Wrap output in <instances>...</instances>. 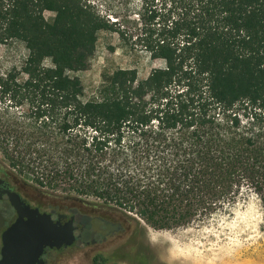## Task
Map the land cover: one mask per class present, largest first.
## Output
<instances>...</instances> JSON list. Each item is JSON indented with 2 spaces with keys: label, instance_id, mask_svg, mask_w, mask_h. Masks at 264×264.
<instances>
[{
  "label": "trees",
  "instance_id": "obj_1",
  "mask_svg": "<svg viewBox=\"0 0 264 264\" xmlns=\"http://www.w3.org/2000/svg\"><path fill=\"white\" fill-rule=\"evenodd\" d=\"M137 1L132 33L90 0H0V46L27 52L0 68V154L41 188L155 230L249 196L264 217V0ZM102 31L162 66L116 69L83 100L69 74L89 68Z\"/></svg>",
  "mask_w": 264,
  "mask_h": 264
},
{
  "label": "rangeland",
  "instance_id": "obj_2",
  "mask_svg": "<svg viewBox=\"0 0 264 264\" xmlns=\"http://www.w3.org/2000/svg\"><path fill=\"white\" fill-rule=\"evenodd\" d=\"M90 2L100 16L110 22H119L128 32L134 33L137 0ZM44 17L51 22L54 14L45 12ZM26 55L21 43L0 46V68L19 66ZM161 66V61H151L142 49L126 45L116 32L102 31L97 35L89 68L69 75L80 79L84 88L83 100H90L95 97L104 76L116 69H134L137 78L143 79L151 69ZM0 167L49 201L80 207L81 204L73 199H85L87 206L83 208L86 211L97 209L121 217L120 211L99 208L100 202L93 198L66 192L68 187L64 184L58 189L41 188L31 175L11 168L1 154ZM127 215L131 220L123 221L124 230L113 241L88 246L83 252L70 250L58 256V264H264L263 212L250 196L205 223L172 230H155L134 215Z\"/></svg>",
  "mask_w": 264,
  "mask_h": 264
},
{
  "label": "flooded vegetation",
  "instance_id": "obj_3",
  "mask_svg": "<svg viewBox=\"0 0 264 264\" xmlns=\"http://www.w3.org/2000/svg\"><path fill=\"white\" fill-rule=\"evenodd\" d=\"M9 194L17 196L21 202L20 209L11 203ZM80 203V202H77ZM80 207L49 201L40 192L32 190L23 182L15 179L4 168L0 167V260L4 246L3 232L9 229L19 219L27 221L26 216L32 211L40 215H47L59 228L72 231L74 242L70 246L62 245L60 248L51 242L42 246L43 253L38 264H58V256L70 250L83 252L88 246L113 241L124 230L123 221L109 212L92 209L86 211ZM107 224H111L109 227ZM114 225H120L117 231L112 230Z\"/></svg>",
  "mask_w": 264,
  "mask_h": 264
},
{
  "label": "water",
  "instance_id": "obj_4",
  "mask_svg": "<svg viewBox=\"0 0 264 264\" xmlns=\"http://www.w3.org/2000/svg\"><path fill=\"white\" fill-rule=\"evenodd\" d=\"M9 197L11 203L19 210L21 206L19 198L13 194H9ZM26 216L27 221L19 219L3 232L4 246L0 264H38L43 253L42 246L50 242L59 248L62 245L73 244L72 231L57 227L49 216L40 215L37 211H32ZM110 225L107 224L108 227ZM119 227L120 225H114L112 230L117 231Z\"/></svg>",
  "mask_w": 264,
  "mask_h": 264
}]
</instances>
